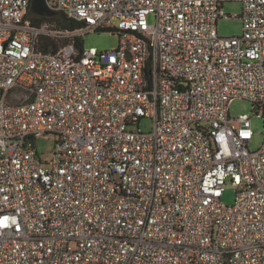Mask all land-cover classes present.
<instances>
[{
	"label": "built area",
	"instance_id": "built-area-1",
	"mask_svg": "<svg viewBox=\"0 0 264 264\" xmlns=\"http://www.w3.org/2000/svg\"><path fill=\"white\" fill-rule=\"evenodd\" d=\"M226 1L241 36L219 34ZM46 2L82 26L0 0V264H264V142L230 113L246 99L264 124V0ZM105 29L117 48L78 45Z\"/></svg>",
	"mask_w": 264,
	"mask_h": 264
},
{
	"label": "rangeland",
	"instance_id": "rangeland-1",
	"mask_svg": "<svg viewBox=\"0 0 264 264\" xmlns=\"http://www.w3.org/2000/svg\"><path fill=\"white\" fill-rule=\"evenodd\" d=\"M222 9L228 15L233 17L220 18L218 21V31L221 36H241L243 34V19L239 17L243 11V4L240 1H226L222 5ZM148 21L151 24L156 23L155 14L148 16ZM112 24L116 25L117 20H112ZM58 44L64 42V38L54 39ZM119 34L111 29L91 31L83 35V43L86 47H97L100 50H112L119 46ZM230 113L232 116H238L242 113H248L252 118L254 136L249 147L251 150L259 149L264 142L263 119L258 116L251 101L246 99L236 98L230 103ZM154 121L150 117L140 119L139 126L144 131H150L153 128ZM138 125L132 126L137 128ZM57 136L46 135L36 140V148L44 161L52 159L54 149L56 147ZM236 190L232 185L231 179L227 180V187L224 189L222 202L226 205L235 203Z\"/></svg>",
	"mask_w": 264,
	"mask_h": 264
},
{
	"label": "trees",
	"instance_id": "trees-1",
	"mask_svg": "<svg viewBox=\"0 0 264 264\" xmlns=\"http://www.w3.org/2000/svg\"><path fill=\"white\" fill-rule=\"evenodd\" d=\"M29 17L33 24H42L44 22H50L54 24L59 29H70L74 30L82 26V23L68 17L63 12H58L54 16H40L37 14H34L32 12H29ZM83 41L78 40V45H82ZM40 48L43 50H49L53 48L54 50H57L59 48V44L52 38L44 37L42 39V43L40 44Z\"/></svg>",
	"mask_w": 264,
	"mask_h": 264
},
{
	"label": "water",
	"instance_id": "water-1",
	"mask_svg": "<svg viewBox=\"0 0 264 264\" xmlns=\"http://www.w3.org/2000/svg\"><path fill=\"white\" fill-rule=\"evenodd\" d=\"M30 12L40 16H54L58 12L48 7L46 0H32Z\"/></svg>",
	"mask_w": 264,
	"mask_h": 264
}]
</instances>
